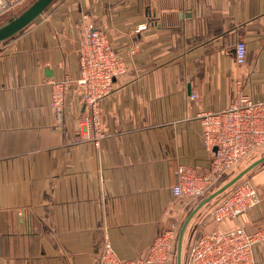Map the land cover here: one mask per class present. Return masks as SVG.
Listing matches in <instances>:
<instances>
[{
	"label": "crops",
	"instance_id": "0c3cea01",
	"mask_svg": "<svg viewBox=\"0 0 264 264\" xmlns=\"http://www.w3.org/2000/svg\"><path fill=\"white\" fill-rule=\"evenodd\" d=\"M87 23L107 31L127 62L102 101L109 135L100 146L75 142L76 119L88 112L77 83ZM240 38L248 60L238 68ZM240 73L241 90L264 100V0H55L2 41L0 264H98L105 240L122 258L142 255L191 208L171 193L176 172L208 169L201 113L233 102ZM65 78L58 113L51 82ZM247 176L258 203L204 230L264 224V162ZM255 264H264V241Z\"/></svg>",
	"mask_w": 264,
	"mask_h": 264
},
{
	"label": "built area",
	"instance_id": "2783aa9c",
	"mask_svg": "<svg viewBox=\"0 0 264 264\" xmlns=\"http://www.w3.org/2000/svg\"><path fill=\"white\" fill-rule=\"evenodd\" d=\"M23 0H0V14ZM235 64L238 68L248 60V47L244 39L235 43ZM81 76L78 84L84 87L83 99L88 112L76 119L75 142L91 141L100 146L109 135L103 127L102 101L114 91V81L127 71V62L114 47L104 29L87 23L79 44ZM243 75L236 77L233 102L225 109L201 113L203 139L212 152L209 167L198 172L195 166L181 164L176 182L171 186L174 197L186 199L187 205L196 203L214 190L221 180L234 171L252 154L264 148V100H256L241 90ZM70 78L53 80L52 107L61 113ZM197 92L189 94L190 99ZM259 201L253 182H238L215 204L193 230L186 249L184 264H255V251L264 241V224L253 230L242 226L230 230L215 228L204 230L208 220L217 223L236 218L252 209ZM181 228V219L173 221L158 232L150 247L134 258L118 256L109 240H105L98 264H173Z\"/></svg>",
	"mask_w": 264,
	"mask_h": 264
},
{
	"label": "water",
	"instance_id": "95a60500",
	"mask_svg": "<svg viewBox=\"0 0 264 264\" xmlns=\"http://www.w3.org/2000/svg\"><path fill=\"white\" fill-rule=\"evenodd\" d=\"M55 0H35L31 5H29L24 11H22L17 16L10 17L5 23L0 25V43L25 27L32 23L38 16H40ZM264 162V155L253 160L245 168L236 173L228 181L224 182L222 185L217 187L208 193L205 197L200 199L193 209L189 212L185 218L182 227L179 232L177 249H176V264H182V249L184 243L185 233L188 229L189 224L191 223L194 216L198 211L203 208L208 202L217 197L218 195L225 192L228 188L236 184L240 179L247 175L251 170L259 166Z\"/></svg>",
	"mask_w": 264,
	"mask_h": 264
},
{
	"label": "rangeland",
	"instance_id": "374dc122",
	"mask_svg": "<svg viewBox=\"0 0 264 264\" xmlns=\"http://www.w3.org/2000/svg\"><path fill=\"white\" fill-rule=\"evenodd\" d=\"M35 0H23L21 1L20 3H18L17 5H15L14 7L10 8V9H7L4 13L0 14V25L5 23L10 17L12 16H17L18 14H20L22 11H24L29 5H31ZM81 76V75H80ZM80 78V77H79ZM78 78V79H79ZM77 79V81H78ZM78 83V82H77ZM80 85V84H79ZM83 87V86H82ZM83 92H84V87H83ZM66 95V94H65ZM110 96V95H109ZM262 155H264V148L257 151L256 153L252 154L248 159L244 160V162L238 167L235 169V171L233 172V174H231L230 176H228L226 179H222V181L218 184L217 187H219L220 185H222L224 182L228 181L230 178H232L236 173H238L240 170H242L243 168H245L249 163H251L253 160L261 157ZM252 171V170H251ZM250 173V172H249ZM248 173V174H249ZM247 174V175H248ZM247 175H245L242 179H240L238 182L240 181H243V180H246V178L248 177ZM225 178V177H224ZM237 182V183H238ZM236 183V184H237ZM234 184V185H236ZM216 187V188H217ZM232 187V186H231ZM230 187V188H231ZM235 187V186H234ZM233 187V188H234ZM215 188V189H216ZM232 188V189H233ZM229 189V188H228ZM227 189V190H228ZM225 196V195H224ZM223 196V197H224ZM221 197L219 199V201L223 198ZM218 201V202H219ZM198 202V201H197ZM196 203H193L191 208L187 209V211H185L184 214L181 215L180 219H181V227H182V224L185 220V218L187 217V215L189 214V212L193 209V207L197 204ZM189 205H187V200L185 202V207L188 208ZM193 220V219H192ZM192 222V221H191ZM181 229V228H180ZM193 230L194 228H192L191 224H189L188 226V229L185 233V237H184V243H183V249H182V264H184L185 262V259H186V249L189 245V241H190V238L191 236L193 235ZM177 263V260H176V255H175V260L173 262V264H176Z\"/></svg>",
	"mask_w": 264,
	"mask_h": 264
},
{
	"label": "trees",
	"instance_id": "16d2710c",
	"mask_svg": "<svg viewBox=\"0 0 264 264\" xmlns=\"http://www.w3.org/2000/svg\"><path fill=\"white\" fill-rule=\"evenodd\" d=\"M244 162V161H243ZM242 162V163H243ZM241 163V164H242ZM240 164V165H241ZM239 165V166H240ZM235 171V170H234ZM233 171V172H234ZM233 172H231V173H229V174H227L226 176H225V178H223V179H226L228 176H230L231 174H233ZM222 181V180H221ZM235 185H233L231 188H229L228 190H226L225 192H223L222 194H220V195H218L217 197H215L214 199H212L210 202H208L204 207H207V206H214L215 204H217L218 203V201H219V199L221 198V197H223L224 195H226V194H228L231 190H232V188L234 187ZM192 223V222H191ZM190 223V224H191ZM192 226V225H191ZM193 228V227H192Z\"/></svg>",
	"mask_w": 264,
	"mask_h": 264
}]
</instances>
